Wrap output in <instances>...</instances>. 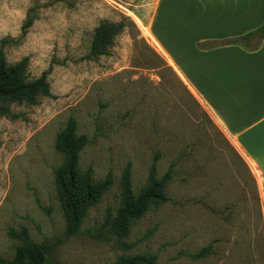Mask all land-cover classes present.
<instances>
[{"label":"rangeland","instance_id":"1","mask_svg":"<svg viewBox=\"0 0 264 264\" xmlns=\"http://www.w3.org/2000/svg\"><path fill=\"white\" fill-rule=\"evenodd\" d=\"M157 2L0 0L7 61L27 58L29 77L48 71L49 82V94L40 93L36 103H11L0 118L2 257L12 259L23 242L12 230L26 228L33 241L52 246L40 264H115L137 254L155 256V264H264L260 173L162 51L150 25ZM193 19L186 0H166L159 8L155 33L174 56L189 59L181 50L197 37ZM104 21L123 28L106 53L96 54L94 36ZM202 41L196 47L206 49L198 46ZM263 43L256 37L236 45L254 52ZM187 73L207 98L206 77ZM71 118L88 138L80 169L91 168L95 180L111 173L114 183L90 207L80 232L66 236L55 184L64 154L55 142ZM153 163L158 177L171 168L169 201L152 204L127 234L113 233L106 216L121 204L125 167L130 164L137 194Z\"/></svg>","mask_w":264,"mask_h":264},{"label":"trees","instance_id":"2","mask_svg":"<svg viewBox=\"0 0 264 264\" xmlns=\"http://www.w3.org/2000/svg\"><path fill=\"white\" fill-rule=\"evenodd\" d=\"M123 24L104 21L97 27L93 51L96 54L107 52ZM264 39V24L242 35L215 40L198 42L201 48H210L226 44H250L254 38ZM214 43L211 45L210 43ZM261 42L255 44L258 46ZM28 59L23 58L16 63H9L3 49H0V118L10 112L9 105L25 100L36 103L40 93L49 94L48 71H44L38 78L31 79L27 73ZM88 143L84 134L77 133L75 119H70L66 127L56 138L55 147L64 154L63 164L55 171V184L66 222V236L77 235L85 215L91 206L97 203L103 194L113 185L114 179L108 173L103 180H95L91 168L82 171L79 167L80 153ZM171 168L157 176L156 164L153 163L147 185L137 194L133 190L130 164L125 167L122 179V200L115 214L106 216V223L110 230L119 235L130 231L131 221L141 218L152 204H163L169 201L166 186L171 180ZM11 235L23 239L17 246L12 259L0 255V264H40L47 260L52 246L33 241L26 228L18 233L12 230ZM53 264V263H49ZM115 264H155V256L137 254L120 256Z\"/></svg>","mask_w":264,"mask_h":264},{"label":"crops","instance_id":"3","mask_svg":"<svg viewBox=\"0 0 264 264\" xmlns=\"http://www.w3.org/2000/svg\"><path fill=\"white\" fill-rule=\"evenodd\" d=\"M165 1L158 0L155 6L150 20L152 34L180 77L200 97L248 164L254 163L264 194V43L254 52H247L236 44L196 47L198 40L236 37L263 24L264 0H186L187 6L193 9L192 22L198 27L196 39L181 50L182 56L189 59L174 56L155 33L158 10ZM249 20L255 23L248 25ZM218 28H223V34L211 31ZM186 68L194 76L206 77L207 98L204 99V93ZM244 137H251L252 141L244 142Z\"/></svg>","mask_w":264,"mask_h":264},{"label":"built area","instance_id":"4","mask_svg":"<svg viewBox=\"0 0 264 264\" xmlns=\"http://www.w3.org/2000/svg\"><path fill=\"white\" fill-rule=\"evenodd\" d=\"M255 173V172H254Z\"/></svg>","mask_w":264,"mask_h":264}]
</instances>
